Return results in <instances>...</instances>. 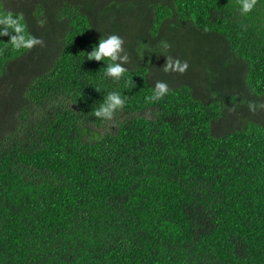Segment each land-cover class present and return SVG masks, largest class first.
<instances>
[{"label":"trees","instance_id":"trees-1","mask_svg":"<svg viewBox=\"0 0 264 264\" xmlns=\"http://www.w3.org/2000/svg\"><path fill=\"white\" fill-rule=\"evenodd\" d=\"M10 1L45 46L0 36V264H264V0ZM112 34L119 80L88 60Z\"/></svg>","mask_w":264,"mask_h":264},{"label":"clouds","instance_id":"clouds-1","mask_svg":"<svg viewBox=\"0 0 264 264\" xmlns=\"http://www.w3.org/2000/svg\"><path fill=\"white\" fill-rule=\"evenodd\" d=\"M239 5V11L241 15H246L250 13L257 0H236ZM2 7V5H0ZM45 20H40L39 24L43 26ZM10 33H15L10 35ZM0 36H9L7 44L15 50L25 49L30 50L35 46L44 47L45 42L42 38L31 36L26 33V26L23 22V14L17 13L13 14L11 11H7L6 14L0 13ZM124 44L123 38L118 35L112 34L108 35L107 38L101 36L98 45L93 47L91 53H88V60H105L110 61L107 64L106 73L113 77L115 80H119L124 73L127 72L125 68H122L119 64H116L117 59L127 61L128 56H120V53L124 50L122 45ZM165 52L169 49L170 45L167 42H161ZM189 65L187 61H181L180 59L173 60L172 56H166L165 65L163 71L165 73H179L184 74ZM127 83H131L129 80ZM169 91L168 85L165 82L157 81L155 83V88L153 94L146 96L145 101L147 103H153L162 99ZM125 105V98L122 99L119 92H110L105 98L104 102L94 111V115L97 118H101L106 121H111L114 114L118 109H122ZM247 108L250 112L255 113L257 110V105L254 102H249ZM259 108L264 109V103L259 105ZM230 111H235L233 107Z\"/></svg>","mask_w":264,"mask_h":264},{"label":"rangeland","instance_id":"rangeland-1","mask_svg":"<svg viewBox=\"0 0 264 264\" xmlns=\"http://www.w3.org/2000/svg\"><path fill=\"white\" fill-rule=\"evenodd\" d=\"M6 1L11 2L10 0H5V2ZM127 38L128 39L126 42L131 43L132 41H131L130 37H127ZM7 76L8 77L4 76L3 79L0 80V97H3V99H2L3 101H4L5 97L8 95V92H6L7 90L4 89V87L6 85H8L10 82V79H9L10 75L8 74V72H7ZM200 85H201V83L199 81H197L196 87H199ZM199 89L202 92L203 85H201ZM237 120H238V117H236L235 114L229 115L228 117H223L222 119H220L215 124V133L216 134H222L224 132H227L232 125L237 123ZM258 120H260L262 122L264 121V109L262 110V112H258Z\"/></svg>","mask_w":264,"mask_h":264}]
</instances>
